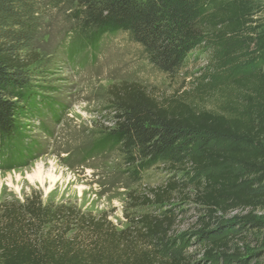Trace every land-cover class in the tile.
I'll return each mask as SVG.
<instances>
[{"label": "trees", "instance_id": "16d2710c", "mask_svg": "<svg viewBox=\"0 0 264 264\" xmlns=\"http://www.w3.org/2000/svg\"><path fill=\"white\" fill-rule=\"evenodd\" d=\"M206 1L0 0L4 168L19 167L36 155L38 143L28 135L25 120L53 106L34 82L32 51L51 11H63L74 23L73 54L97 47L106 35L127 34L169 76L205 43L225 47L221 60L226 61L236 50L247 54L253 42L264 45L251 37L256 34L252 0H224L210 11ZM256 55L239 57L232 66L249 63L250 69L213 88L198 83L158 95L138 83L117 87L114 127L96 149L121 155L132 182L158 164L187 178L172 177L151 188L142 203L159 212L142 214L123 230L107 214L45 204L39 193L23 202H0V264H228L233 236L261 226L242 219L232 228L213 223L219 213L256 209L264 200V69ZM174 201L191 202L208 216L199 221L203 229L196 244L204 247L205 263L187 252L185 239L175 237Z\"/></svg>", "mask_w": 264, "mask_h": 264}, {"label": "rangeland", "instance_id": "374dc122", "mask_svg": "<svg viewBox=\"0 0 264 264\" xmlns=\"http://www.w3.org/2000/svg\"><path fill=\"white\" fill-rule=\"evenodd\" d=\"M223 1L207 0L206 11ZM252 2L256 34L251 37L264 44V0ZM74 40V23L63 11H51L32 51L37 73L34 82L53 106L45 108L40 117L25 120L28 135L38 143L36 155L13 169L0 163V202H23L39 193L45 204L73 205L97 217L107 214L114 226L123 230L132 225V219L159 212L157 206L142 203L151 188L176 176L185 180L187 175L158 164L144 171L139 182H132L121 155L96 149L114 127L117 87L138 83L159 95L193 89L198 83L221 86L250 69L249 63L232 66L239 57L245 61L250 53H256L255 61L264 69V45L253 42L247 54L236 50L226 61L221 60L225 47L205 43L188 54L179 73L169 76L156 69L146 59L143 47L127 34L106 35L97 47L89 46L77 54L72 53ZM171 205L179 213L175 237L185 239L187 252L205 263L204 247L196 244L203 229L199 221L208 216L191 202L174 201ZM241 219L261 226L248 231L242 228L233 236L228 264H264V200L256 209L219 213L213 223L232 228Z\"/></svg>", "mask_w": 264, "mask_h": 264}]
</instances>
